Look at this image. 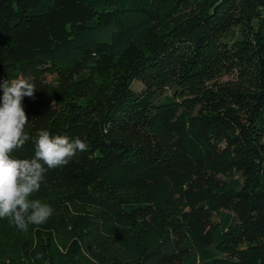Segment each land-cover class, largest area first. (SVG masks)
Wrapping results in <instances>:
<instances>
[{"label": "trees", "instance_id": "1", "mask_svg": "<svg viewBox=\"0 0 264 264\" xmlns=\"http://www.w3.org/2000/svg\"><path fill=\"white\" fill-rule=\"evenodd\" d=\"M21 76L25 131L89 150L35 191L48 221L0 218V264H264V0H0Z\"/></svg>", "mask_w": 264, "mask_h": 264}, {"label": "clouds", "instance_id": "2", "mask_svg": "<svg viewBox=\"0 0 264 264\" xmlns=\"http://www.w3.org/2000/svg\"><path fill=\"white\" fill-rule=\"evenodd\" d=\"M36 88L31 77L0 81V218L12 217L20 230L28 224L45 222L53 212L47 204L28 199L41 188L46 172L68 165L78 154L89 150V144L79 138L70 140L46 129L38 130L33 138L25 131L28 118L22 101L24 97L34 99ZM29 140L34 142L31 158L10 155Z\"/></svg>", "mask_w": 264, "mask_h": 264}, {"label": "rangeland", "instance_id": "3", "mask_svg": "<svg viewBox=\"0 0 264 264\" xmlns=\"http://www.w3.org/2000/svg\"><path fill=\"white\" fill-rule=\"evenodd\" d=\"M50 77V76H49ZM224 78H226V77H224ZM132 88H133V90L134 91H140V90H142V84L140 83V82H138V81H134L133 83H132ZM170 92H171V89L170 88H168V89H164V90H162V91H158V92H156L155 94H154V96H153V100H155V101H159V100H161L162 98H163V96L164 95H166V94H170ZM30 196H32V198L30 199L29 197H28V199H29V201H33V200H39L40 201V203L41 204H47L48 206H50L51 207V202L50 201H52V202H55V198L53 197V195L50 197L51 199H47L46 197H43V196H40L39 194H37L36 192H33L32 194H30ZM58 197H62L61 198V201L64 203V205H67L68 206V208L70 209V210H73V208L70 206V203H68V200H66V196H64V195H58ZM54 205V204H53ZM53 208H54V206H53ZM52 208V209H53ZM53 213H55V211H53ZM50 218V217H49ZM49 218L46 220V221H48L49 220ZM45 221V222H46ZM69 228L70 227H68V230H69ZM65 230V229H64ZM105 238H106V236H104V238H102L100 241H102V240H105ZM97 242L98 244H99V247H98V249H105L106 248V243H105V241H102V242ZM62 251L63 252H67V250H64V249H62ZM68 252H69V249H68Z\"/></svg>", "mask_w": 264, "mask_h": 264}]
</instances>
